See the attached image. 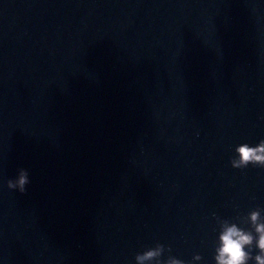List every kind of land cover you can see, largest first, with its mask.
<instances>
[{
    "label": "water",
    "instance_id": "1",
    "mask_svg": "<svg viewBox=\"0 0 264 264\" xmlns=\"http://www.w3.org/2000/svg\"><path fill=\"white\" fill-rule=\"evenodd\" d=\"M261 139L264 0H0V183L79 264L255 237L264 168L229 160Z\"/></svg>",
    "mask_w": 264,
    "mask_h": 264
},
{
    "label": "clouds",
    "instance_id": "2",
    "mask_svg": "<svg viewBox=\"0 0 264 264\" xmlns=\"http://www.w3.org/2000/svg\"><path fill=\"white\" fill-rule=\"evenodd\" d=\"M234 155L230 158L229 164L232 168L243 169L248 166L264 168V139L259 140L254 146L248 143L238 144ZM29 183L28 173L24 169L18 171L15 179L6 182L9 189H14L23 193ZM248 220L254 228L256 236L252 232L245 231L236 224H224L218 234V246L215 249V264H248L253 260L255 264H264V221H261L260 211L253 210L248 213ZM255 240L257 254L252 255L251 246ZM163 251L161 245L148 248L134 256L135 264H150L156 260V264L161 262L156 259ZM199 260V255L194 257ZM163 264H184L176 258H169Z\"/></svg>",
    "mask_w": 264,
    "mask_h": 264
}]
</instances>
